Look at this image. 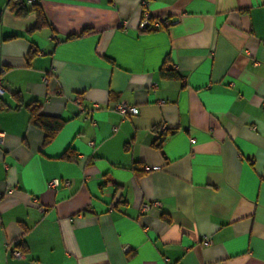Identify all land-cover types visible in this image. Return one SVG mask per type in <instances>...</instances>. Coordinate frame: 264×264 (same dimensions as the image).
I'll return each mask as SVG.
<instances>
[{
	"label": "crops",
	"instance_id": "obj_1",
	"mask_svg": "<svg viewBox=\"0 0 264 264\" xmlns=\"http://www.w3.org/2000/svg\"><path fill=\"white\" fill-rule=\"evenodd\" d=\"M147 1L0 0V264H264V0Z\"/></svg>",
	"mask_w": 264,
	"mask_h": 264
},
{
	"label": "trees",
	"instance_id": "obj_2",
	"mask_svg": "<svg viewBox=\"0 0 264 264\" xmlns=\"http://www.w3.org/2000/svg\"><path fill=\"white\" fill-rule=\"evenodd\" d=\"M8 8L11 12H13L16 16H25L29 12H33L36 17V22L32 29H40L43 26L47 25V19L41 7L37 4V1L27 4L26 0H8ZM86 29H83L79 34L84 32ZM72 37V35L68 36V38ZM161 74L165 77H173L177 78L178 75L164 67L161 68ZM30 111V121L33 125L40 128L44 132L43 144L50 142L58 130L63 125V121L56 117L46 116L41 113L39 104L33 102L28 105ZM159 132V131H158ZM166 135V131L164 133L159 132L158 138L155 140L154 145L156 147H160L163 139ZM70 154V150L66 149L62 154V157L67 158Z\"/></svg>",
	"mask_w": 264,
	"mask_h": 264
},
{
	"label": "built area",
	"instance_id": "obj_3",
	"mask_svg": "<svg viewBox=\"0 0 264 264\" xmlns=\"http://www.w3.org/2000/svg\"><path fill=\"white\" fill-rule=\"evenodd\" d=\"M37 0H26L27 4H31ZM148 6L147 0H141L140 3V9H141V19L138 23V29L144 30V29H152V28H166L169 25L173 24L174 21L166 16H151L150 13L146 10V7ZM4 93V88L1 85V79H0V96ZM115 109L120 113V115L125 118L127 115H136L138 113V108L135 106L128 105L124 101L118 102L115 105ZM166 126L164 124L159 125L158 131L161 133H164L166 131ZM5 133L0 130V143L4 137ZM92 144V143H91ZM48 187L50 188H56L60 184L68 186L70 182L67 179H64L60 181L59 179H51L47 183ZM149 207V204H143L142 210L145 211ZM210 240L209 238H205L204 242L208 243ZM12 255L16 258H22L23 253L18 250L14 249L12 250Z\"/></svg>",
	"mask_w": 264,
	"mask_h": 264
}]
</instances>
